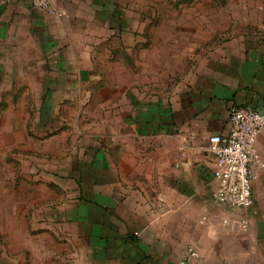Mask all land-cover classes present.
Instances as JSON below:
<instances>
[{"label":"crops","instance_id":"crops-1","mask_svg":"<svg viewBox=\"0 0 264 264\" xmlns=\"http://www.w3.org/2000/svg\"><path fill=\"white\" fill-rule=\"evenodd\" d=\"M137 1L51 0L65 12L53 19L25 0H0V41L15 40L20 49L29 27L53 71L76 73L75 80L48 81L43 102L59 83L78 89L60 102L76 103L101 63L110 77L95 84L107 92L97 99L113 106L103 114L111 128L81 140L69 175L51 179L53 199L38 209L47 216L14 228V240L0 247V264H178L189 245L200 255L191 264H248L249 244L255 246L239 235L242 211L211 202L215 161L206 148L211 135L229 132L230 105L264 114V0L248 1L254 16H223L222 26L210 18L202 44L211 46L171 93L157 76L137 81V67L150 63L151 71L153 57L152 36L134 30L151 24V7L135 21L128 11ZM217 31L225 34L215 38ZM256 148L262 167L252 181L247 235L256 227L252 214L264 216V129Z\"/></svg>","mask_w":264,"mask_h":264},{"label":"rangeland","instance_id":"rangeland-1","mask_svg":"<svg viewBox=\"0 0 264 264\" xmlns=\"http://www.w3.org/2000/svg\"><path fill=\"white\" fill-rule=\"evenodd\" d=\"M142 1L151 4L144 5ZM248 1L251 0L137 1V10L128 11L135 15L131 18L137 21L141 14H147L151 9V24L145 27L136 24L135 34L149 33L153 45L151 71L150 63L148 68L137 67V81H149L157 76L159 85L168 93L173 92L176 82L181 77L186 78L192 70L196 56L204 55L211 46V43L202 44L204 35L208 34L207 21L217 18V23L222 26L223 16H254V10L247 8L251 4ZM26 31L28 35L22 45H18L20 49L15 40L0 41V247L14 240V228L38 224L40 218L47 216V211L38 216V209L42 205L47 208L50 203L47 198L53 199L50 197L54 194L51 179L69 175L70 167L67 166L71 157L80 158L81 140L85 136L110 129L112 124V120H105L103 114H111L113 106H104L97 99L107 92L95 88L102 77L109 76L102 73L101 63L89 73L85 90H80L81 99L76 103L60 102L64 96L77 97L78 89L57 87L59 83L52 86L43 102L48 81H62L66 75L75 80L73 75L76 73L53 71L52 57L40 53L30 37V28ZM168 34L171 40L167 42ZM223 34L217 31L215 38ZM198 39L201 42L197 47L195 41ZM142 61L137 54V65ZM159 89L152 87L151 90L160 94ZM78 172L76 170L73 175L78 176ZM34 211L37 217L34 216L32 221ZM252 219L255 230L249 235H239L255 246L253 251L249 244L248 264H264V216L257 212L252 214Z\"/></svg>","mask_w":264,"mask_h":264},{"label":"built area","instance_id":"built-area-1","mask_svg":"<svg viewBox=\"0 0 264 264\" xmlns=\"http://www.w3.org/2000/svg\"><path fill=\"white\" fill-rule=\"evenodd\" d=\"M41 14L53 19L61 18L65 12L56 8L51 0H25ZM229 132L225 136L211 135L206 152L215 161L214 188L210 199L214 207L240 209L242 216L236 222L239 232L249 231L248 212L253 206L252 181L262 162L256 148V139L264 129V114L249 106L232 104L228 110ZM226 225L227 220H222ZM198 251L187 246L178 264H191L199 260Z\"/></svg>","mask_w":264,"mask_h":264}]
</instances>
